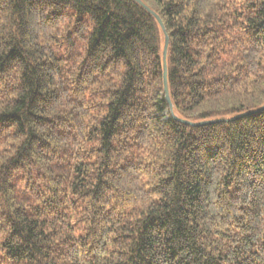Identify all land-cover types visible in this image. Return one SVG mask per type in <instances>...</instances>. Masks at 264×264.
Here are the masks:
<instances>
[{
  "label": "trees",
  "instance_id": "1",
  "mask_svg": "<svg viewBox=\"0 0 264 264\" xmlns=\"http://www.w3.org/2000/svg\"><path fill=\"white\" fill-rule=\"evenodd\" d=\"M141 1L172 110L135 1L0 0V264H264V111L180 121L264 105V0Z\"/></svg>",
  "mask_w": 264,
  "mask_h": 264
},
{
  "label": "water",
  "instance_id": "2",
  "mask_svg": "<svg viewBox=\"0 0 264 264\" xmlns=\"http://www.w3.org/2000/svg\"><path fill=\"white\" fill-rule=\"evenodd\" d=\"M135 1L137 4H139L142 8H144L147 12H149L158 22V24L160 25L161 29L164 32L165 35V42H164V48H163V56H162V61H163V82H164V92H165V98L169 104L170 109L172 110V105L169 99V94H168V88H167V70H166V55H167V48H168V36L166 35L165 29H164V25L161 21V19L159 18V16L153 11L151 10L146 4H144L141 0H133ZM264 111V105L252 112H248V113H244V114H240L237 115L229 120H214V121H204V122H199V123H193L191 121L188 120H180L182 123L192 126V127H200V126H207V125H212V124H216V123H222V122H233L236 121L240 118L246 117V116H250V115H254V114H259L261 112Z\"/></svg>",
  "mask_w": 264,
  "mask_h": 264
},
{
  "label": "rangeland",
  "instance_id": "3",
  "mask_svg": "<svg viewBox=\"0 0 264 264\" xmlns=\"http://www.w3.org/2000/svg\"><path fill=\"white\" fill-rule=\"evenodd\" d=\"M147 4H148V2H147ZM62 164H63V163H62ZM20 191H21V189L17 187V195H18V197H20V196H21V193H20Z\"/></svg>",
  "mask_w": 264,
  "mask_h": 264
}]
</instances>
